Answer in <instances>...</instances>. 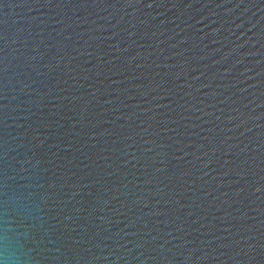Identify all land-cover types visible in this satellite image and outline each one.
<instances>
[{"label": "water", "instance_id": "water-1", "mask_svg": "<svg viewBox=\"0 0 264 264\" xmlns=\"http://www.w3.org/2000/svg\"><path fill=\"white\" fill-rule=\"evenodd\" d=\"M0 264H264V0H0Z\"/></svg>", "mask_w": 264, "mask_h": 264}]
</instances>
